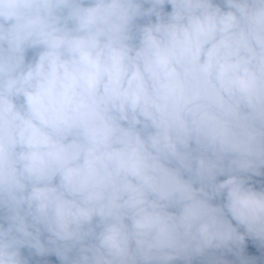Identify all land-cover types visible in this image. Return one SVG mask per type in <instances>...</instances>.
<instances>
[{"label": "clouds", "instance_id": "obj_1", "mask_svg": "<svg viewBox=\"0 0 264 264\" xmlns=\"http://www.w3.org/2000/svg\"><path fill=\"white\" fill-rule=\"evenodd\" d=\"M0 264H264V0H0Z\"/></svg>", "mask_w": 264, "mask_h": 264}]
</instances>
